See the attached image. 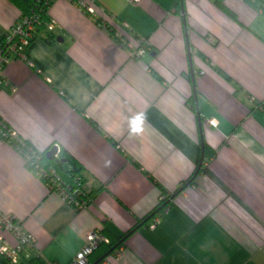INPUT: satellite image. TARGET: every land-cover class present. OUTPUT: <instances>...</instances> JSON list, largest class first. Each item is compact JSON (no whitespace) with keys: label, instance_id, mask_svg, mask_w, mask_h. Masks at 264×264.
<instances>
[{"label":"crops","instance_id":"1","mask_svg":"<svg viewBox=\"0 0 264 264\" xmlns=\"http://www.w3.org/2000/svg\"><path fill=\"white\" fill-rule=\"evenodd\" d=\"M222 1L234 16L215 0L48 6L54 28L4 66L0 119L38 152H69L96 192L74 208L0 138L1 238L15 244L6 215L43 264H68L90 230L128 231L90 264H264V9ZM22 14L0 0V40Z\"/></svg>","mask_w":264,"mask_h":264},{"label":"built area","instance_id":"2","mask_svg":"<svg viewBox=\"0 0 264 264\" xmlns=\"http://www.w3.org/2000/svg\"><path fill=\"white\" fill-rule=\"evenodd\" d=\"M54 0H32L33 5L27 13H23L21 17L14 23V25L3 35L0 40V84L5 83L3 76V69L6 63L12 56H22L23 50L29 44L33 37V29L38 21L40 12V5L51 4ZM74 3L77 8L91 15H96L95 7L92 5L93 0H69ZM140 0H127L129 4H137ZM47 30L54 28V22L49 21ZM121 44L129 45L130 43L124 38H120ZM144 50L138 48L132 52V56L140 57ZM210 124H214L212 120ZM0 138L4 141L10 142L19 152H21L25 159V164L32 170L41 180L45 181L48 188L57 192L60 197L74 208H85L89 201L85 198L84 188H89V183L86 182L81 186L70 187L65 184L61 178L55 173L53 169L46 168L40 163V152L27 146L12 129H10L0 119ZM56 153L59 151L57 147ZM55 153V155H56ZM155 221V217L152 219ZM1 223L6 230L10 231L14 238L15 244L10 246L6 240L0 237V254L4 256L11 264L20 263V252L24 248H31L33 246V238L29 233L23 232L17 221L11 216H2ZM108 238L100 230H90L85 235L84 243L81 248L73 255L68 264H88V259L91 253L101 243H108ZM45 264H55L47 262Z\"/></svg>","mask_w":264,"mask_h":264},{"label":"trees","instance_id":"3","mask_svg":"<svg viewBox=\"0 0 264 264\" xmlns=\"http://www.w3.org/2000/svg\"><path fill=\"white\" fill-rule=\"evenodd\" d=\"M17 6L21 9L22 13H27L28 10L32 7L33 2L32 0H12ZM261 6L262 9H264V0H257ZM215 4L226 14L229 16H234L233 13L225 6L222 0H215ZM50 5V4H49ZM40 12L38 16V21L35 24V27L33 29V33L35 30L38 28L42 27H47L48 20H47V9H48V4L47 5H40ZM26 143V142H25ZM27 146H30L28 143H26ZM48 150H45L43 152H40V163L46 167L53 169L55 173L61 178V180L65 183L68 184L70 187H76V186H81L84 183L88 182L82 175V166L81 164L66 150L64 149H59V151L56 153V155L51 156L50 158L46 156V152ZM203 154L205 156L207 155H212V150L209 146H207L205 143L203 144ZM188 181V180H187ZM186 181V182H187ZM45 183V181H43ZM185 182V183H186ZM46 184V183H45ZM47 185V184H46ZM181 188V187H180ZM85 190V198L90 201L92 194H94L96 191L92 190L90 185L89 188H84ZM169 196H161L158 204L151 210L147 216L142 218L140 221L141 222H146L150 218H154L161 210L164 209V207L167 206L169 203L168 200ZM140 222V223H141ZM128 232V231H127ZM127 232L123 233L119 237H109V242L108 243H101L97 246V248L91 253L88 259V264L92 262V258L95 255V260L102 259V257L108 252L111 253L115 249H117L125 239V236ZM25 251L27 254H29L27 257L22 254V251ZM20 252V263L21 264H43L39 258L32 253L31 248H24ZM107 255V254H106ZM105 255V256H106ZM104 256V257H105Z\"/></svg>","mask_w":264,"mask_h":264},{"label":"water","instance_id":"4","mask_svg":"<svg viewBox=\"0 0 264 264\" xmlns=\"http://www.w3.org/2000/svg\"><path fill=\"white\" fill-rule=\"evenodd\" d=\"M181 11H182V8H181ZM183 22H184V26H185V19H184V16H183ZM185 27H186V26H185ZM55 153H56V148H55V147H52V148H50V149L46 152V156L50 158L51 156L55 155ZM202 160H203V154H201L200 161H199V163H198V168L201 166ZM182 187H183V186H182ZM182 187L179 189V191L182 190ZM177 192H178V191H176L174 194H172V195H171V198H172ZM110 250H111V249H110ZM110 250H109V251H110ZM109 251H108V252H109ZM108 252H107L106 254H108ZM106 254H105V255H106ZM105 255H104V256H105ZM104 256H103V257H104ZM103 257H102V258H103Z\"/></svg>","mask_w":264,"mask_h":264}]
</instances>
